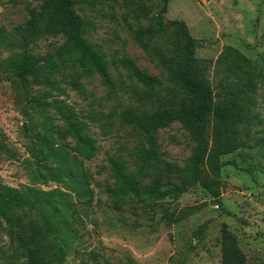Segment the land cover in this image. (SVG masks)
Segmentation results:
<instances>
[{"label": "rangeland", "instance_id": "rangeland-1", "mask_svg": "<svg viewBox=\"0 0 264 264\" xmlns=\"http://www.w3.org/2000/svg\"><path fill=\"white\" fill-rule=\"evenodd\" d=\"M41 3L0 0V182L68 196L74 207V219L69 220L76 233L61 234L68 239L63 245L46 230L40 210L30 207L8 212L17 228L24 234L43 232L53 252L65 253L64 264H222L221 230L227 225L248 264H264V0H170L164 15L166 22L187 23L200 41L198 58L215 63L232 46L259 77L256 106L251 108L258 126L247 147L222 158L235 166L226 165L221 171L220 204L199 184L181 197L164 200L109 191L117 183L110 158L118 159L143 185L151 181L140 174L147 137L124 123L122 115L129 108L154 112L170 100L173 85L154 52L170 56V42L161 37L144 48L135 35L156 25L161 0H91L78 7L90 24L83 37L105 56L113 88L99 74L81 67L73 48L58 56L66 44L63 37H46L31 46L34 55L52 56L59 70L53 77L55 88L35 87L30 94L46 95V101H60L71 109L95 148L90 160L80 154L77 138L54 109L27 103L12 63L22 52L15 30L31 18L29 9ZM135 69L160 84L150 90L136 78ZM211 79L216 86L221 75L212 70ZM38 135L83 161L94 193L91 203L82 204L70 185L47 178L40 168L44 156ZM157 138L163 159L184 167L195 147L186 131L174 124L159 131ZM203 170L205 179L206 165ZM166 211L173 216L171 224L164 218ZM0 264H29L26 250L11 237L5 219H0Z\"/></svg>", "mask_w": 264, "mask_h": 264}, {"label": "trees", "instance_id": "trees-1", "mask_svg": "<svg viewBox=\"0 0 264 264\" xmlns=\"http://www.w3.org/2000/svg\"><path fill=\"white\" fill-rule=\"evenodd\" d=\"M161 2L156 25L141 29L135 35L144 48L148 47V42L161 37L170 42V56L154 50L173 85L170 100L154 112L129 108L122 115L124 123L139 129L147 137L148 148L143 153L140 174L151 181L143 185L118 159L110 158L109 165L117 183L109 191L116 196L164 200L181 197L191 186L199 184L215 203L220 204L221 171L226 165L235 166L222 158L247 147L258 126V119L251 108L256 106L259 77L248 69L246 60L232 46H227L215 63L198 58L196 52L200 41L192 36L185 21H165L170 0ZM89 3L91 0H42L38 8L29 9L31 18L15 30L22 52L12 60L27 103L38 104L43 110L54 109L65 121L69 133L77 138L79 152L87 160L93 157L95 148L85 137L83 123L62 102H48L46 95H31L30 89L56 87L53 77L58 73L59 66L50 55H34L31 46L40 39L59 36L66 40V44L60 48L58 56L73 48L79 53L81 67L99 74L109 86L114 87L105 56L83 37L90 24L80 16L78 7ZM144 15L149 16V12L144 10ZM2 34L0 30V37ZM212 70L214 74L221 75L216 86L211 79ZM134 74L150 90L160 84L136 69ZM174 124H179L195 145L184 167L164 160L159 149L158 132ZM37 138L44 156L40 168L47 178L70 185L82 204L91 203L94 193L83 170V161L71 157L62 145L41 135ZM204 165L207 167L205 179L202 178ZM23 207L40 210L46 230L66 245L68 239L61 234L76 233L69 220L74 219L71 199L60 192L42 193L0 182V219L7 221L11 237L26 250L29 264H64L65 253L53 252L43 232L24 234L10 219V210ZM164 218L172 223L173 216L169 211L165 212ZM221 254L222 264H248L238 239L227 225H223L221 230Z\"/></svg>", "mask_w": 264, "mask_h": 264}]
</instances>
